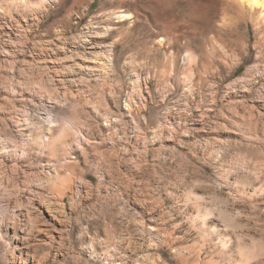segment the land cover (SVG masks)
Wrapping results in <instances>:
<instances>
[{
	"label": "rangeland",
	"instance_id": "1",
	"mask_svg": "<svg viewBox=\"0 0 264 264\" xmlns=\"http://www.w3.org/2000/svg\"><path fill=\"white\" fill-rule=\"evenodd\" d=\"M26 4L0 0V221L32 215L17 255L264 264L263 22L235 0ZM89 29L102 33L73 48ZM53 44L109 48L112 68L81 72ZM50 201L64 210V242L35 230ZM31 260L0 237V264Z\"/></svg>",
	"mask_w": 264,
	"mask_h": 264
},
{
	"label": "bare ground",
	"instance_id": "2",
	"mask_svg": "<svg viewBox=\"0 0 264 264\" xmlns=\"http://www.w3.org/2000/svg\"><path fill=\"white\" fill-rule=\"evenodd\" d=\"M14 1L17 4H22L23 5V4H26V2L28 0H14ZM46 1H51V0H46ZM235 1H236V3L238 2L241 6H243V8L248 9V11L251 13L252 17H256L257 19H259V22H263V24H264V0H235ZM151 7L155 8L154 5H151ZM191 14H194V13L191 12ZM119 16L123 17V18H127V17L130 16V14L126 13V12L125 13L122 12V13L119 14ZM101 33L102 32L98 31V30L89 29L87 33L72 37L70 39V44L72 45L73 48L85 47L88 44L91 45L92 42L94 41V39L98 38L101 35ZM170 37H172V36H170ZM61 44L64 45L66 43L63 42ZM61 44H53V47H52L50 53L54 57L61 56V55H67V53H70V54H73V55L79 57L83 62H81V63L76 62V64H73V65H77L78 69L81 72H83L84 70H89V72H90V70H92L93 74H94V73H98L97 71H100V70L102 71V70L108 69V66L110 64L112 65V62H113L112 61L113 60L112 59L113 56H112V53H111L112 50H110L109 48H104L103 49L101 47V48H97V49L91 50L90 52L83 53V54L80 55L78 52L73 53L72 51H67L66 47L64 48V46H62ZM92 48H93V46H92ZM73 55L66 56V57L67 58H72ZM40 57L43 58L42 56H40ZM98 60H100V61L104 60V65L105 66L102 64L101 65V66H103L102 68H100V69L96 68L95 67L96 65L94 63H98L97 62ZM93 61H94V63H92ZM107 63L109 65H107ZM64 67H66L65 69L67 71L71 72V73L75 72L74 71V67L71 66V65L64 66ZM109 67H111V66H109ZM105 72H107V71H104V73ZM135 139H136V141L138 143H142L143 145L146 144V141L142 140L139 136H136ZM15 152H18V151L15 150ZM51 175L47 174L46 175L47 176L46 179L49 180L51 178ZM30 194H32V193H30ZM26 200H32V197L29 196V197H27ZM60 207L61 206L59 205V203L54 202V201L42 202V205L37 207L38 215H40L41 217L44 218V222L39 223V225H37L35 230L37 232H45V233L47 232V233H49V236H47L49 242H52V241H55V240H59L61 242H64L66 240L65 237H66V234L68 233V230H69L68 227L69 226L67 225V222L65 220L64 210H63V208H60ZM24 216L32 219L31 218L32 215H31L29 210H22L20 208V210L14 211V214L10 218L5 219L4 221H0V237H2L4 239V241H6L10 245V249L12 251V254H13L14 258H17L19 261L20 260L23 261V255H28V256L31 255L32 260H31V262L29 264H35L37 261L34 258L33 254L29 250H26V251L25 250H23V251L19 250V253H20L19 256L16 253L17 249H19V247H20L18 241H21L22 239H26L27 237H29V232L27 231V228H26L27 226L22 224V217H24ZM30 233H31V231H30ZM45 240L48 242L47 238H45ZM110 257H111L110 258L111 264H137L135 261L130 262L129 260H127L128 258L127 259H123L121 257H118L115 254H110ZM36 264H38V263H36Z\"/></svg>",
	"mask_w": 264,
	"mask_h": 264
}]
</instances>
